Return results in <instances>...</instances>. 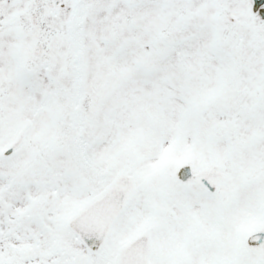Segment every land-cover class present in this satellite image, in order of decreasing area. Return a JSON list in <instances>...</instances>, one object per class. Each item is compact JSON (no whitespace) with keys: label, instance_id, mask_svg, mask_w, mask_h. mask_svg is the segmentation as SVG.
I'll return each instance as SVG.
<instances>
[{"label":"snow or ice","instance_id":"snow-or-ice-1","mask_svg":"<svg viewBox=\"0 0 264 264\" xmlns=\"http://www.w3.org/2000/svg\"><path fill=\"white\" fill-rule=\"evenodd\" d=\"M0 264H264V0H0Z\"/></svg>","mask_w":264,"mask_h":264}]
</instances>
